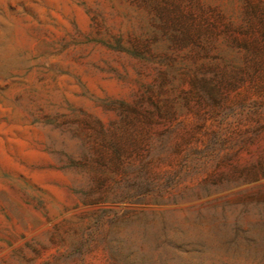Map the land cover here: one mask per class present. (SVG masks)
<instances>
[{
  "label": "rangeland",
  "instance_id": "obj_1",
  "mask_svg": "<svg viewBox=\"0 0 264 264\" xmlns=\"http://www.w3.org/2000/svg\"><path fill=\"white\" fill-rule=\"evenodd\" d=\"M0 264H264V0H0Z\"/></svg>",
  "mask_w": 264,
  "mask_h": 264
}]
</instances>
